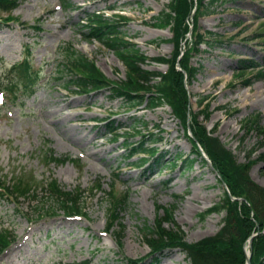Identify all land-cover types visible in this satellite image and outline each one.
Listing matches in <instances>:
<instances>
[{"label": "rangeland", "instance_id": "rangeland-1", "mask_svg": "<svg viewBox=\"0 0 264 264\" xmlns=\"http://www.w3.org/2000/svg\"><path fill=\"white\" fill-rule=\"evenodd\" d=\"M223 2L209 5L210 12L198 18L201 33H213L212 40L218 43L213 47L202 44L190 56V64L198 72L187 83V90L192 114L201 111L199 101L207 97L203 104L208 107L198 114V120L208 131L216 129L214 136L239 163H245L249 154L251 160L264 154V78L247 86L241 83L246 76L240 73V60L258 64L245 74L264 69V0ZM167 3L21 0L10 23L3 21L9 14L0 11V96L4 97L0 103V182L11 189L23 180L34 194L27 198L15 194L17 202L0 199V235L11 242L6 249L0 248V264H133L139 260L149 264L153 258L143 228H153L166 216V209L173 217L163 220L165 229L177 226L189 243L213 236L222 228L225 212L206 213L221 202L224 186L211 164L204 161L207 156H198L188 130L170 107L130 111L122 99L113 98L111 86L76 93L63 83L70 77L69 47L95 61L108 80L118 84L127 80L124 65L112 51L81 35V26L100 11L121 20V31L147 59L144 70L166 72L167 65L154 59H169L174 52V43L169 42L173 32L157 28L155 21ZM111 8L119 11H108ZM188 38L191 40L190 35ZM182 49L184 52V45ZM24 57L30 59L40 79L26 93H18L20 101L7 84L17 75L13 65ZM111 120L125 127L119 132L127 134L130 145L147 140L144 134L154 133L162 139L155 148L165 153L166 164L181 155L194 160V165L184 170L183 162H178L174 168L156 169L151 159L144 167H130L137 158L125 160L124 139L116 142L106 134L105 124ZM134 124H138L136 131L130 130ZM49 152L65 161H48ZM250 176L264 187V161L252 166ZM52 180L66 192L83 193L82 214L64 215L49 196L47 184ZM122 198L126 206L116 210ZM21 237L27 238L26 245L8 255L19 246ZM156 258L158 264H192L180 247L167 249Z\"/></svg>", "mask_w": 264, "mask_h": 264}, {"label": "trees", "instance_id": "trees-1", "mask_svg": "<svg viewBox=\"0 0 264 264\" xmlns=\"http://www.w3.org/2000/svg\"><path fill=\"white\" fill-rule=\"evenodd\" d=\"M223 1L226 2V0H168L167 9L155 18V21L156 27L170 28L174 32L175 53L170 60L154 59L169 65L167 74L144 70L142 64L147 59L136 45L125 40L119 21L102 14H94L88 20V24L81 26V35L85 40L99 41L113 51L127 68V80L121 84L112 83L106 79L91 59L78 55L71 47L68 48L67 71L70 72V77L63 82L66 83L65 87H75L79 91L90 92L110 85L113 98L122 99L125 107L130 111H138L141 107L146 110L171 107L173 113L182 120L188 130V137L198 156L202 157L201 150L207 154L213 169L218 173L219 181L227 187L221 202L208 211V215L226 212L224 225L215 236L206 237L196 243L186 242L180 231L165 229L163 220L172 221L173 217L169 209L164 211L166 216L157 220L155 227L145 226L144 236L151 248V256L155 255L149 264H158L157 255L167 249L178 247L187 254L192 264H247L245 247L256 233L258 235L253 238L251 262L264 264V187L255 183L250 176L252 166L260 160L264 161V154L259 155L255 160H251V154H249L247 162L239 163L232 151L227 149L217 136H214L216 130L208 131L206 126L198 120L200 112L192 114L191 95L187 90V82H190L198 72L197 68L190 64V56L193 52H199L200 45L206 42L204 35L199 31L198 18L210 12L209 5L213 6ZM17 2V0H0V10L9 12L17 7ZM192 15L194 17L191 20ZM189 35L191 40L188 38ZM208 35V44L213 47L218 42H209L212 41L213 33L210 32ZM161 42L165 41L161 40ZM183 44L185 52L182 56ZM240 64L243 68L254 67L253 62H240ZM13 70L18 77L9 82L11 89L23 82L26 86H23L24 88L33 83L31 80L33 76L27 63L23 62L21 65L14 66ZM21 76L25 78L18 79ZM257 77L264 78V71L262 70ZM205 99L199 101L200 106ZM206 115H209L208 111ZM137 125L134 124L132 130L136 129ZM106 127L108 133L119 140L116 132L118 126L115 125V121H111ZM156 137L152 135L149 140L130 148L125 146L123 150L128 153L127 159L142 155L139 162L143 167L150 161L149 159L154 158L151 166L156 169L174 168L179 161L183 162L181 156H177L171 163L166 164L163 153L156 156L158 152L152 147L160 140ZM124 140L125 145L128 144L126 137ZM148 141H152V144H148ZM47 159L53 162L65 161V159L54 157L53 152L48 153ZM204 161L207 162L205 159ZM183 163L188 169L194 165L193 160H184ZM6 190L10 196L14 197L17 195L20 198H27L32 195L30 185L20 179L11 189L7 187ZM47 190L50 193H48L49 196L57 201L65 214L71 216L82 214L84 209L81 204L84 200L82 192H66L56 180L49 182ZM0 197H3L1 192ZM233 198H241L243 201L233 200ZM122 205L126 206L125 199L116 205V210H119ZM117 217L118 213L113 215L114 220ZM112 227L113 224H110L109 230ZM8 243V237L1 234L0 246L3 247ZM80 264H92V262L85 261Z\"/></svg>", "mask_w": 264, "mask_h": 264}, {"label": "bare ground", "instance_id": "bare-ground-1", "mask_svg": "<svg viewBox=\"0 0 264 264\" xmlns=\"http://www.w3.org/2000/svg\"><path fill=\"white\" fill-rule=\"evenodd\" d=\"M79 1H82V0H79ZM68 134H69L72 138H75V136L71 135V132H68ZM77 140L80 141L81 139L78 138ZM19 240H20V241L18 242V243H19V246H18L15 250H13L11 253H9L8 255L15 253L17 250L20 251V250L23 248V246L26 245V242H27V238H26V237H21Z\"/></svg>", "mask_w": 264, "mask_h": 264}]
</instances>
